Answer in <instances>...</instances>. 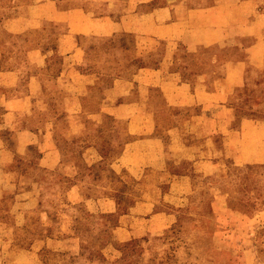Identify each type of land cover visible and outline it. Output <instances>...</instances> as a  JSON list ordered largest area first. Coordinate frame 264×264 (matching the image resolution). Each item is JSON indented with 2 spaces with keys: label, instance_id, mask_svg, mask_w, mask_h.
<instances>
[{
  "label": "rangeland",
  "instance_id": "rangeland-1",
  "mask_svg": "<svg viewBox=\"0 0 264 264\" xmlns=\"http://www.w3.org/2000/svg\"><path fill=\"white\" fill-rule=\"evenodd\" d=\"M34 1L36 0H0V66L22 68V76L19 77L22 82L30 80L31 77L36 79V73L39 72L38 77L41 81L49 83L48 90L44 95H49V99H52L53 86L49 81L53 80L52 76L58 74V68L64 64L65 57L62 56V53L64 52L63 49L68 48V44L58 46L62 48L61 50L58 49L62 52H58L57 48L54 47L56 44H54L51 35L58 30L68 28L69 21L63 19L55 21L53 13L49 17L46 16L47 18L42 16L41 21L32 19V15L34 18L37 16V11H35L37 8L28 10V4ZM61 1L60 10L65 15L63 17L67 18L70 17V11L73 12L74 10L75 12L87 6L90 11L94 12L103 10L108 12L109 9L115 8L108 6L105 9V7L96 4L85 6L84 0ZM165 2L166 0H143V2L126 0L125 5L122 8L119 7V10L133 9L136 7L134 5L138 4V12H146ZM175 3L171 14L166 15V11L161 12L158 19H168L169 16L176 19L179 16L190 14L188 20L184 18L180 20V26H176V31H185L184 34L187 33L190 37L194 35L189 40L194 53L190 52L193 54L186 58L188 54L186 55L182 51L176 55V60L179 62L182 59L187 60L190 64L195 63L194 65L202 61L216 62L220 66L217 75L221 74L223 77L229 74L231 78L241 77V83L235 87L230 95V103L225 102L229 107L221 102V106L214 107L213 110L221 112L228 108L233 109L236 113L234 125L237 129L243 130L242 126L250 118L259 122V125L260 123L264 124V33L262 36L259 35L262 32L260 28L264 25V0H175ZM58 9L57 7L56 13L59 15ZM31 12L32 15L30 16L29 13ZM40 12H46V10ZM49 13L50 11L47 14ZM16 15L19 17L23 15L25 22L15 21ZM134 17L136 18L134 21L140 25H146L150 22L147 16L135 15ZM18 26L29 27L32 31H13ZM130 26L134 27L132 23ZM44 31L50 34L48 35L50 37L47 38L50 44H40V35ZM199 33H202V36L205 33H211V35L216 33L219 40L208 43V40H212V37L209 36L208 39L199 41L197 39ZM126 37L127 35L123 36L116 33L106 37H97L92 44L93 48L88 56L92 63L90 67H97L99 72L104 73L102 79H104L105 86H111L117 74L129 76L133 70H128L130 66L128 62L134 61L140 55L138 50L154 43L151 39ZM120 38L121 40L125 38L124 41L128 39V42H117ZM84 41H87L86 45H90V39L85 38ZM40 45L42 51L47 54L44 59H39L33 51ZM32 51L33 53H31ZM155 56L157 57V55ZM49 57L51 58L49 59ZM144 57L150 60L153 56L147 54ZM45 61L50 63L48 65L52 69L39 71V63ZM118 61L123 62V66L118 65L117 67ZM114 65L116 67L112 68ZM234 65L244 69H232L231 67ZM226 68L230 69L226 70ZM1 79L4 80L2 76H0ZM146 79H149L148 74ZM45 85H43V89ZM220 85L222 89H228L231 87V82L222 80ZM30 87L34 88L33 85ZM15 88L17 87H14L13 90ZM41 91L43 94V90ZM97 91L91 92L90 96L92 97L93 93L94 95L98 93ZM163 92L162 87L151 91L152 99H162ZM99 93L104 94V89H100ZM62 95V104H70L69 97ZM145 95H147L145 89H140L137 94L127 93L124 97L125 104L123 107L126 110L147 109L150 103L136 105L138 101L133 102L134 99L143 98ZM223 97L222 92V100ZM90 104L86 103L89 105L88 109H94L95 107H90ZM74 120L73 118L44 119L45 127L43 129L48 127V123L55 121L56 125L61 123L60 129L63 132L60 131L61 133H57L54 137L49 134L50 132L48 134L43 133L45 136L41 139L42 145L48 141H50L51 146L54 143L59 144L60 150L57 151V156L59 157L61 153L63 158L72 159L75 162L63 164L57 170L59 172L51 171L50 168L43 169V176L46 179L44 190L48 195L46 196L47 207H57L56 205L53 206L52 192L54 188L59 190V186L64 191L67 184L66 181L64 183V180L69 175L82 178L98 175L102 177L104 182H107L110 191L115 186L116 174L123 175L126 181L119 184L118 196L115 199L118 202V204L115 202L116 205L111 195H109L111 201L102 207L98 203H87L81 200L82 194L78 196V199L81 200L79 202L76 201L67 207L64 206L63 202L58 204V209H54V220L62 224L64 216L66 219L68 217L62 212L67 209L74 215L72 230H54L62 238L68 240L60 245H49L41 248L40 252L44 254L47 262H44L45 264H264V135L258 130V127H248L246 131L235 133L232 140L230 141L229 138V142H227L231 148L233 147V150L228 151L226 149L229 154L218 155L217 153L213 156L216 151L207 147L208 142L203 139L204 135L196 138L191 132V127L183 136L184 141L188 144L187 150H181L176 140L181 136L180 134L167 132L164 127L153 126L152 120L145 116L136 121V124L138 122L142 125L140 135L132 133V127L128 126L130 119L127 118L91 119L89 124L91 130L99 128L101 125L106 127H104L105 133L102 136L98 134L96 138H94L95 135L87 138L83 133L76 136L74 133L66 132L70 125L74 124ZM99 120L102 121V124L98 122ZM167 120L164 117L158 118V123L165 124ZM258 131L260 133L256 135ZM138 136L141 138V144L135 145L134 148L130 146L129 153L124 156L125 161L133 162L132 158L134 157L136 163L159 161L156 158V149H163V143L167 155L173 160L180 157L181 151H187L188 155L194 159L204 157L205 160L202 163L191 165H168L170 171L191 173L193 176V190L190 197L183 200V205L178 207L181 209L178 211L177 217L173 214L174 222L171 226L153 234H137L135 237L131 235L129 236L131 238L126 241H120L115 238L116 226L123 223L124 219L126 223H131L127 216L124 217L121 210L130 207L141 195H149L154 191L159 192L154 188L153 183L156 184V181L151 182L154 178L159 177L163 181L167 178L165 173L148 170L145 180L139 182L135 180L134 175L139 176L142 166L140 171L133 166L129 168L119 167L116 171L115 167L112 166V163L124 152V148L128 147L132 139L138 140ZM150 138L155 139L156 142L151 143ZM85 141L87 144L91 143L98 148L93 146L92 150H84ZM193 143L200 145L191 146ZM221 143L219 142L224 148ZM51 150L31 149L28 152L29 158L27 160L14 155L13 152L5 154L4 161H7V166L12 171L11 174L18 181L16 186H20L22 180H28L29 185L33 183L35 187L36 175L39 172L29 171L26 174L22 171L29 166V161H35L47 153L50 157V164H52L53 154ZM207 155L210 156L207 157ZM101 156L105 157L103 164H96ZM88 158L94 159L96 162L90 164L91 160ZM207 159L214 161V164L208 162ZM76 170L79 172L77 173ZM62 178L64 180L58 182ZM162 187H165V182H162ZM75 195H78V192H75ZM20 205V199H9L6 203V209L17 208ZM100 208L109 209L110 212L101 213ZM115 208L118 209L114 210ZM170 212L173 213L172 210ZM31 216L39 224L40 220L42 222V216L45 215H41V219L37 217V213ZM3 218L8 223L7 226L11 223L16 226V222H19L21 218L12 213L6 217L0 212V236L7 233V241L9 236L11 239L9 245L0 247V264H18L19 262L10 259V257H19L25 248L35 250V248L30 247L29 243L36 237L37 231L34 228L24 229L20 224L22 229H14L10 233L8 228H1ZM102 221L108 224V229L85 231V226H89V224L98 225ZM64 224L66 225L68 222L66 221ZM2 227L5 226L2 224ZM30 229L32 235L31 232H26ZM27 236L29 238L26 239ZM24 238L26 240L22 242ZM26 241H28L27 244H24ZM57 248L68 251V253H63L61 250L59 252L53 251ZM30 262L35 263L36 257L32 256Z\"/></svg>",
  "mask_w": 264,
  "mask_h": 264
},
{
  "label": "crops",
  "instance_id": "crops-1",
  "mask_svg": "<svg viewBox=\"0 0 264 264\" xmlns=\"http://www.w3.org/2000/svg\"><path fill=\"white\" fill-rule=\"evenodd\" d=\"M84 1L87 3H84L85 6L96 4L97 6L105 7V9H107L108 6L115 8L112 10L109 9L110 11L108 12H105L104 10L94 12L90 11L88 6H83L84 8L81 10H76L75 12L73 10L74 13L70 11V17L67 18L63 17L65 15L60 10V4H62L61 0H36L33 3L28 4V10H31V8H37L35 9V11H37V16L35 18L32 15V12L29 13L30 16L32 15V19L36 21L38 19L41 21L42 16L49 17L52 13L55 21L62 19L69 21L68 28L58 30L51 35V38L54 40L53 42H55L54 44L57 45L54 46L57 50L62 49L58 46L68 44V48L63 49L64 52L62 53V56L65 57L64 64L62 67L58 68V74L52 76L53 80L49 81L52 83L51 86H53L51 94L52 99H49V95H44L48 90L49 83H43L41 81L38 77L39 72L36 73V79L31 77L30 80L22 82V80L19 79V77L22 76V68L0 66V76L4 79L0 80V212L6 217L10 216L12 213L15 216H18V218H21L19 222H16V226H14L13 223L7 226L8 223L3 218L1 228H8L11 233L14 229L17 230L18 228H21L20 224H22V228L24 229L34 228L37 231L36 237L29 243V245H31L30 247L35 248V250L25 248L19 257H10V259H15L16 262H19L18 264H45L44 262H46V259L44 254H41L40 252L41 248L49 245H60L68 240L67 238H62L60 234L54 232V230L71 231V225L73 222L72 218L74 215H72L67 209H64L62 213L68 217L66 219L63 215L64 221L62 224H59V221L54 220V209H58V204H62L63 202L64 206L67 207L76 201L79 202L83 200L87 203H98L99 206L101 205L104 207L111 201L109 199L111 198L109 195H111L112 198H114V204L116 205V203L118 204L115 199L118 196L119 184L120 182L126 181L123 175L116 174L114 179L115 186L112 191H110L107 182H104L102 177L98 175L85 178L82 173V176L85 179L75 175H69L66 180L62 178L58 181L62 182V180H64V183L66 181L67 184L64 191H62L61 186H59V190L54 188V191L52 192V198L54 201L53 206L56 205L57 207H47L46 196L48 195L44 190V181L46 179H44L43 176V169L50 168L51 171L59 172L57 170H59L63 164H66L67 162H75L72 159L67 160L63 158L61 153L59 154V157L57 156V151L60 150L59 144L54 143V145L51 146L50 141H48L42 145L41 139L45 136L43 133L48 134L50 132L49 134L54 137L57 133L63 132L60 129L61 123L59 122L56 125L55 121L48 123V127L43 129L45 127L44 119L53 118L61 120L65 118H73L75 119L73 121L74 124H71L66 132L74 133L76 136H80L83 133L87 138L95 135L94 138H96L98 134L102 136L103 133H105V126L103 127V125H101V127L91 130L89 128L91 119H108L109 117L116 119L127 118L130 119L128 126L132 127V133L140 135L142 125L138 122L136 124V121L142 116H145L152 120V123L154 124L153 126L157 128L164 127L167 132H176L177 134H180L181 136L176 140L178 147L181 150H187L186 148L188 147V144L184 141L183 136L186 134L188 128L191 127V132H193V135L196 136V138L197 136L201 137L204 135L203 139L208 142L207 147L216 151V153H213V156L217 153L218 155L225 153L229 154L226 149H228V151L231 149L233 150V147L231 148L227 143L229 142V138L231 141L235 133L246 131V128L248 127H258V130L264 135V124L260 123L259 125V122L250 118V120H247L248 122L244 120L246 123L243 126L241 125L243 130L237 129L234 125L236 113L233 109L228 108L221 112L213 110L214 107H220L221 102L229 107L225 102L230 103V95L235 87L241 83V77L238 76L231 78L229 74H226V76L223 77L221 74L217 75L220 66L216 62L202 61L199 64L194 65L195 63L190 64L187 60L184 61L182 59L181 62L176 60V55L182 51H184L186 55L188 54L186 58H189L190 55L194 53V49H192L189 41L194 35L190 37L187 33L184 34L185 31H176V26H180V20L183 18L188 20L190 14L183 15L182 17L179 16L176 19L172 16H169L168 19H158L161 12L166 11V15L171 14L173 6L176 5L175 0H166L164 4L157 5L146 12H138V4H135L134 6L136 7L133 9H126L125 11H123V9L122 11L119 10V7L122 8V6L125 5L126 0ZM135 1L143 2V0H132V2ZM19 7L22 6L19 5ZM57 7L59 8V15L56 13ZM41 10H46V12H40ZM49 11L50 13L47 14ZM135 15H140L141 17L147 16L150 22L146 25H140V23L134 21L136 19L134 17ZM14 20L21 23L25 22L23 15H21V17L16 15ZM130 23L133 24V28L130 26ZM260 29L262 32L259 35L262 36L264 33V25ZM13 31L29 32L32 30L29 27L24 28L18 26L16 29H13ZM45 32L46 31L42 32L40 35V44L42 45L50 44V42L47 41V38L50 37L48 35L50 34ZM116 33H120L123 36L127 35L128 38L151 39L154 43L150 46L147 45L142 50H138L140 55L136 57L134 61L128 62L130 65L128 70H133L129 76L117 74L114 83H112L111 86H105L104 79H102V74L104 73L99 72L97 67H90L92 63L88 56L93 48L92 44L97 37H106ZM217 34L215 33L211 35V33H205L202 36V33H199L197 39L199 41L202 39L205 40L210 36L212 37V40H208V43H211L219 40L217 39ZM256 36H258V34H256ZM85 38H87V40L90 39V45H86L87 41H84ZM124 40L125 38H122V40L120 38L117 42L123 43ZM124 42H128V39ZM132 42L134 43V41ZM173 43L175 44L173 45ZM124 49H126V47H124ZM33 51H35V55L39 59H44L45 56H47L46 52L42 51L41 45L37 46ZM33 51L31 53H33ZM58 52L61 53L62 51L58 50ZM147 54H150L153 57L148 60L144 57V55ZM155 55H157V57ZM50 58L51 57H49V59ZM135 60L142 62L139 63ZM39 64V71H41V69H52V67L49 66L50 63L47 61ZM116 65L117 67L118 65L123 66V62L118 61ZM236 65L231 68L238 70L244 69L239 66L237 67ZM115 67L116 66L114 65L112 68ZM261 68H263V65H261ZM229 69L230 68H226V70ZM147 74L149 79H146ZM222 80L230 81L231 87L228 89H222L220 85ZM32 85L34 88L30 87ZM43 85H45L44 89ZM158 86L162 87L164 90L161 95L162 99H152L151 91L153 92L155 89H159L160 87ZM14 87L17 88L13 90ZM100 89H104V94L99 93ZM140 89H145L147 95L143 98L140 97L134 99L133 102L136 103V101H138L136 105L150 103L148 104V108L145 110L142 108L126 110L123 107L125 104L124 97L127 93L137 94L140 92ZM41 90H43V94ZM94 91H97L98 93L95 95L93 93V96L91 97V92ZM222 92L224 95L223 100ZM62 94L69 97L70 104H62ZM163 102L164 105H162ZM86 103H91L90 107L92 106L95 108L88 109L89 105H86ZM162 117L168 119L165 124L158 123V118ZM98 122L102 124V121L99 120ZM260 132L258 131L256 135H259ZM218 137H220L219 140ZM150 140L151 143L156 142L153 138H150ZM219 142H222L221 144L224 148ZM85 144L84 150H92L93 146L98 148L91 143L87 144V141H85ZM138 144H141L140 136H138V140L132 139V142L128 144V147L124 148V152L120 157L112 163L115 170L118 171L119 167L129 168L130 166H133L140 171V167L142 166L141 173L138 174L139 176L134 175L135 180L139 182L145 180L146 172L148 170L165 173L167 174V178L164 181L159 177L156 179L154 178L151 182L153 183L154 180L156 181V184L153 183L155 185L154 188L159 192L154 191L149 195H141L131 204L130 207L126 210H121L123 211L124 217L127 216L131 223H126L124 219L123 223L116 226V230H114L116 235L115 238L120 241H126L131 238L129 237L131 235H134L133 237H135L137 234H153L156 231L171 226L174 222L172 218L173 214L176 216L181 209L178 207L183 205L182 201L190 197L193 190V176H191V173L170 171L168 165H191L202 163L205 160L204 157L194 159V157L188 155L187 151H181L180 157L173 160L167 155L165 151L166 147L163 143V149H156V158H158L159 161L136 163L135 157L132 158L133 162L130 160L125 161L124 156L129 153L130 146L134 148V146ZM197 145L200 144H191V146ZM31 149H52L53 163L50 164L48 153L42 155L35 161H29V166L26 170L23 169L22 172H39V174L36 175L35 187L33 183L32 185H29L28 180H22L20 182V177V186H16L18 181L14 178V175L11 174L12 171L11 168L7 166V161H4L5 154L13 152L14 155L16 154L21 156L24 160H27L29 158L28 152ZM208 156L210 155H207V157ZM104 158V156H101L97 162L91 158H88V160H91L90 164H94V162H96V164H103ZM207 161L214 164V161L210 159H207ZM76 172L78 173L79 171L76 170ZM102 176L104 177L105 175L103 174ZM162 182H165V187H162ZM75 192H78V195L74 196ZM79 194H82L83 198L81 200L78 199ZM9 199H20L21 205L17 208L6 209V203ZM117 209L115 208L114 210ZM99 210L101 213L110 212L108 211L109 209L100 208ZM170 210H172L173 213L170 212ZM35 213L38 214L37 217L45 215L42 216V222L40 220L39 224L36 223L31 216ZM66 221L68 224L65 225L64 223ZM2 224L5 227H2ZM84 228L86 229L85 231H92L96 229L102 230L103 228L108 229L109 227L106 222L102 221L98 225L89 224V226H85ZM26 232H31V229ZM31 235H29L30 238ZM29 236H27L26 239L29 238ZM26 239L24 238L22 242ZM9 240L11 242L10 236ZM9 240L7 241V233L1 235L0 247L9 245ZM28 241L24 244H27ZM60 250V248H57L53 251L59 252ZM61 251L63 253H68V251ZM32 256L36 257L35 263L30 262Z\"/></svg>",
  "mask_w": 264,
  "mask_h": 264
}]
</instances>
